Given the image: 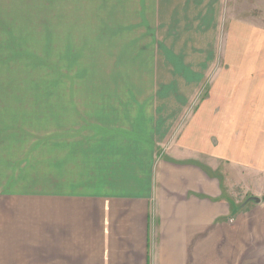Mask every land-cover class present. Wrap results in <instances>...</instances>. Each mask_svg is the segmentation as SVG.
<instances>
[{"label":"crops","instance_id":"1","mask_svg":"<svg viewBox=\"0 0 264 264\" xmlns=\"http://www.w3.org/2000/svg\"><path fill=\"white\" fill-rule=\"evenodd\" d=\"M222 4L0 0V16H57L67 6L73 15L132 17L107 28L108 42L180 32L154 45L172 68L155 89L57 86L44 97L37 83L0 86V264H195L197 247L252 203L232 215L228 199L263 198L264 24L224 23L235 14ZM220 31L223 66L213 73ZM256 177L261 188L242 196Z\"/></svg>","mask_w":264,"mask_h":264},{"label":"rangeland","instance_id":"2","mask_svg":"<svg viewBox=\"0 0 264 264\" xmlns=\"http://www.w3.org/2000/svg\"><path fill=\"white\" fill-rule=\"evenodd\" d=\"M222 6L224 13L228 9L235 14H224L221 17L224 23L230 19L249 18L264 24V0H223ZM63 11H66L65 14L57 16H0L1 87L33 89L37 83L44 89V97H49L51 89L57 86L60 91L68 87L91 88L89 91L96 89L99 93L100 88L126 89L127 85L132 84L136 89H155L164 82H170L163 79L165 76H158L160 73L172 72V68L162 62L164 53L161 54L154 45L159 43L160 39L163 41L160 37L164 34L180 39L179 31L171 34L155 32L154 38H149L146 31H135L128 33L131 39L129 42L126 36L108 42L107 28L116 27L118 23L132 17L89 14L96 11L93 8L85 9L80 15H73L67 6ZM141 18L143 17H134L140 22ZM159 18L146 16L147 20L157 25ZM122 34L118 32L116 36ZM219 35V55H216L219 61L215 63L213 73L223 66L221 54L225 33L220 31ZM69 47L73 57L68 54ZM130 48L133 50L130 51ZM173 50L179 53L180 49ZM83 73H86V78ZM126 76H132L133 79L126 80ZM209 82V79L204 80L203 93L207 90ZM65 99L68 102L70 97L66 96ZM95 102H99L98 95L95 96ZM44 111L45 116L51 115L50 106H45ZM63 115L68 116V112L64 111ZM74 115L81 116L73 109L70 116ZM50 129L51 117L45 118V134ZM255 179L250 185L254 191L242 190V196L247 191L251 195L261 188L258 177ZM238 182V177H235L232 183L234 190L239 189ZM238 217L244 221H240ZM233 218L235 220L229 224L233 228L230 226L213 234L197 247L192 257L195 264H264V207L261 209L251 203Z\"/></svg>","mask_w":264,"mask_h":264},{"label":"water","instance_id":"3","mask_svg":"<svg viewBox=\"0 0 264 264\" xmlns=\"http://www.w3.org/2000/svg\"><path fill=\"white\" fill-rule=\"evenodd\" d=\"M256 203V204H260L262 202L261 199L255 198V197H250L244 204H242L239 207V211H241L244 207H246L249 203Z\"/></svg>","mask_w":264,"mask_h":264},{"label":"trees","instance_id":"4","mask_svg":"<svg viewBox=\"0 0 264 264\" xmlns=\"http://www.w3.org/2000/svg\"><path fill=\"white\" fill-rule=\"evenodd\" d=\"M262 201H264V197L262 198ZM228 202L231 204V208H232V215H235V214H237L238 212H240L239 211V207L241 206H239V205H235L231 200H229L228 199Z\"/></svg>","mask_w":264,"mask_h":264},{"label":"built area","instance_id":"5","mask_svg":"<svg viewBox=\"0 0 264 264\" xmlns=\"http://www.w3.org/2000/svg\"><path fill=\"white\" fill-rule=\"evenodd\" d=\"M230 222L233 223V220L231 219Z\"/></svg>","mask_w":264,"mask_h":264}]
</instances>
